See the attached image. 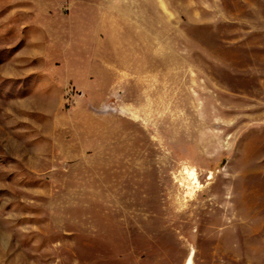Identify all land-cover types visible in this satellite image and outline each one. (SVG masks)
Wrapping results in <instances>:
<instances>
[{
	"label": "rangeland",
	"instance_id": "obj_1",
	"mask_svg": "<svg viewBox=\"0 0 264 264\" xmlns=\"http://www.w3.org/2000/svg\"><path fill=\"white\" fill-rule=\"evenodd\" d=\"M0 264H264V0H0Z\"/></svg>",
	"mask_w": 264,
	"mask_h": 264
},
{
	"label": "bare ground",
	"instance_id": "obj_2",
	"mask_svg": "<svg viewBox=\"0 0 264 264\" xmlns=\"http://www.w3.org/2000/svg\"><path fill=\"white\" fill-rule=\"evenodd\" d=\"M192 175H194L195 176V174L193 173Z\"/></svg>",
	"mask_w": 264,
	"mask_h": 264
}]
</instances>
